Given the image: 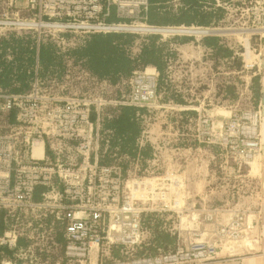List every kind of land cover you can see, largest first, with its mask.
Returning <instances> with one entry per match:
<instances>
[{
  "label": "built area",
  "instance_id": "obj_1",
  "mask_svg": "<svg viewBox=\"0 0 264 264\" xmlns=\"http://www.w3.org/2000/svg\"><path fill=\"white\" fill-rule=\"evenodd\" d=\"M148 1L0 0V36L32 31L38 42L41 36L58 38L62 34L156 35L162 40L240 35L244 36V68L259 78L264 54V0H241L237 12L242 22L237 29L150 25ZM157 79L153 69L134 71L129 94L118 105L160 108ZM106 104L97 97L50 96L37 90L18 95L0 93V124L8 128L0 134V210L53 214L63 225V255L73 264H89L103 243L133 251L141 242L142 219L162 213L179 216L184 211L178 197L182 173L172 167L160 175L123 178L118 167L99 164V113ZM193 110L197 113L192 133L196 143L220 147L230 175L241 166L250 169L261 151L259 105L233 110L219 120L206 115L203 102ZM11 117L13 124L8 122ZM38 189H43L41 201L35 202ZM204 220L216 221L217 216L211 211L204 214ZM249 229L244 216L235 213L215 236L219 243L239 242L246 239L245 230ZM19 234L6 230L0 246L14 248ZM220 246L197 242L154 257L111 264H210L221 260L217 256Z\"/></svg>",
  "mask_w": 264,
  "mask_h": 264
},
{
  "label": "trees",
  "instance_id": "obj_2",
  "mask_svg": "<svg viewBox=\"0 0 264 264\" xmlns=\"http://www.w3.org/2000/svg\"><path fill=\"white\" fill-rule=\"evenodd\" d=\"M241 6V0H149L146 16L147 23L154 26L219 28L230 25ZM187 47L199 50L195 63L200 64L197 67L201 74L191 80L184 74L188 62L183 63L181 57V49ZM236 50L234 43L221 36L197 40L175 36L162 40L156 35L62 34L58 38L44 35L37 42L32 31L8 32L0 36V93L18 95L37 90L50 96H96L121 101L128 96L132 73L153 69L158 73V103L194 105L210 88V102L222 106L241 102L242 81L226 75L241 69ZM245 92L242 99L246 109L256 108L260 97L258 77L250 80ZM161 113L165 122L158 118ZM196 115L189 109L155 111L125 105L104 106L99 116V164L118 167L123 178L158 172L156 144L145 136L148 127L157 120L163 122V130L171 125L175 137L167 148L196 150L199 145L191 137ZM8 122L13 124L14 119L11 117ZM7 132L8 128L0 124V134ZM203 149L212 153L209 171L218 174L224 161L222 149ZM42 190L36 191L35 202L41 201ZM142 227V244L126 251L125 256L154 257L175 249L176 235L170 231L169 222L149 218ZM10 229L20 234L14 248L0 246V264H73L63 255V225L53 214L0 210V237ZM22 256L25 258L21 259Z\"/></svg>",
  "mask_w": 264,
  "mask_h": 264
},
{
  "label": "rangeland",
  "instance_id": "obj_3",
  "mask_svg": "<svg viewBox=\"0 0 264 264\" xmlns=\"http://www.w3.org/2000/svg\"><path fill=\"white\" fill-rule=\"evenodd\" d=\"M238 21H239V16H235L234 19L231 21L230 25L222 26V27H219V28H221V29H237V28H240L241 27L240 24H241L242 21H239V22ZM221 37L226 39V41L229 42V43H231V42L234 43L235 47L237 48L236 51H237V54L239 56L241 69L238 72H233L232 71V72H230L229 74H226V75H230L231 77L240 79L242 81L241 85H243V86H242V90H240L241 102L238 100L237 102H233V103H230V104H225V105H222V106H216V105H214V104H212L210 102L211 101L210 100L211 89L209 88V89H207L205 91L203 97L200 98L197 101L196 104L182 107V108H187L189 110H193L194 107H197L199 103L203 102L204 105H205L206 115L212 117L213 119H214V116H212L213 114H211V111L214 110V109H218L220 111H223V112L220 113V115H222L220 117H227L228 114L231 111H233V110H238V109L239 110H245L247 107L245 106V102H243V99H242V98L245 99V97H246L245 96L246 95L245 87H247L248 83L250 82V80L252 78L257 77V76L252 75V74H254L253 70L244 68V63L242 61V56H241L243 54V48H242L241 44H243L242 39H243L244 36L225 34V35H223ZM253 39L254 38H251V40H250L251 48H253V42H254ZM250 50L252 52V57H253L255 55V53H253V51H252L253 49H250ZM196 55H199L198 51L196 49L187 48L185 56L184 55H183V57L181 56L182 57V62L186 63V62L189 61V60L185 59V57L191 58V57H194ZM198 64L199 63H194V62H190L189 63L188 62V64H187L188 66H187V68H185L184 74L186 72V74H188L190 76V77H188L189 80L194 78L196 75H200L201 74L200 72H198V67H197ZM238 77H240V78H238ZM129 90H130V88H129ZM92 97L96 98V96H92ZM97 98H101L104 101H106L107 104L105 106H107V105H111V106L114 105L115 106V105H118L119 102L125 101V100H121V101L106 100V99H104L102 97H97ZM158 105H159L160 108H165V109L172 110L169 105H162L160 103H158ZM160 108H150V109H153V110L156 111L157 109H160ZM101 109H100V111H101ZM99 116H100V113H99ZM158 118H160V120L163 119V114L162 113L159 114ZM160 120H157V122H155L152 125H150L148 127V129L146 131V135H145L147 137V139H149L151 142L156 144V147H157V150H158V156H157V162H156V163H158V166H157L158 167V172H155L154 173L155 175L162 174L166 167H176V172L178 171V173L181 174L182 172H180V171L183 170L182 166H184V162H181L182 161L181 160L182 157H180L182 155H189L190 157H193V158H196V156H197V159L200 157V161L196 162V164H197L196 168L199 167V164H200V166L203 165L202 161H205L204 159H205L206 155H208V156L211 155L212 156V153L209 152L208 149H205V151L203 149V146L209 147V146H212V145H203V144H201V145L198 146V148H196V150H194V149H192V150H178V153H180V155L176 156L177 157L176 164L173 163V161L170 160L172 157H169L170 151H172V150L167 148V145L169 143L168 139L169 138L170 139H174L175 133L172 131L171 125L168 126L167 130H163V132H162L161 131V127H162L161 124H163V122H161ZM162 121L165 122L166 119H163ZM191 137H192V139H194L193 138V134H191ZM176 152L177 151L174 152L175 155L177 154ZM223 154H224V161H223L222 165H220L219 173L214 175L213 172H210L211 177L213 179L212 183L216 184L215 187H212L213 188L212 191L220 192L223 189L222 187H224L226 189L225 190V193H226L225 195L229 199L228 202L231 203V201H233V202L236 201V200L238 201V199L242 198V196L244 195L243 189L240 187L239 184H240V181L244 179V176H243L244 173H245L244 171H246L247 168L244 167V166H241V167H239L237 172H234L232 175H230L229 171L227 170V165H226V162H225L226 158H225V152L224 151H223ZM185 164H187V163H185ZM208 169H209V165H208ZM235 171H236V169H235ZM147 175H149V174H147ZM180 176H178V177H180ZM185 181L186 180L183 177H181V180H180V183H181V186H180L181 194H179L178 197H179V201H180L179 202V206L182 207V205H184V211H183L182 215L177 216V215H174V214L172 215V214L162 213V215L158 214V216L151 217V219H156V220H162L164 222H169L170 231H172L176 235V246L187 247V246H189L191 244H194V243H197V242L206 241V242L214 243L216 245L221 244V246H225V247L231 249V247L239 245L238 243H244L245 240H246L245 238L243 240L239 241V242H234V241L233 242H225V241H222L220 243H219V239L217 238V236H215L216 240H211V241L202 240V238H201L202 229H200L197 226V224L195 226L184 224V220L185 219H188L187 221H190V222L193 221L195 223H200L202 219L204 220V214H206L208 212H211V211H214L216 216H217V220L216 221L210 222L212 224H216V229H215L214 234H216V232H218V230L227 223V221H226L225 223L220 224V225L217 226V223H220V222H218L219 219H220L219 217H220V215H222V213L225 210H222V209H219V208H216V207H212V208H202L201 207L200 208L197 199H195V198H197V195H196V197L191 196L192 194L190 195L188 193V191L185 190V186H186V183H187V181L186 182ZM182 188H183V191H182ZM182 196L185 197V198H182ZM226 196H224V197L226 198ZM232 210L228 212L230 214L228 219H230L235 213L243 215L244 219H245V217H246V212L245 211L240 210V209H232ZM147 219H149V218L146 217V218L142 219V222H141V234H142L141 242H140V244L138 246L134 247V250L137 249L142 244V242L144 240L145 231H144V229L142 227V224ZM205 223H207V222H205ZM245 236H246V230H245ZM126 251L129 252L131 250H128L125 247L120 246V245H107V244L103 243V244H101L99 246L98 253L97 254H93V256H95V257L94 258L93 257L90 258V263L89 264H111L113 262H127L129 260H132L133 258H130L131 257L130 255L125 256V252ZM116 252L118 253V256L116 255ZM120 252H122L123 254L121 255ZM22 257L23 258H21V259L25 258V256H22ZM100 259H101V262L99 261ZM135 259H139V258H135ZM8 262L9 261H3L1 264L8 263ZM55 264H59V263H55ZM86 264H88V263H86Z\"/></svg>",
  "mask_w": 264,
  "mask_h": 264
},
{
  "label": "crops",
  "instance_id": "obj_4",
  "mask_svg": "<svg viewBox=\"0 0 264 264\" xmlns=\"http://www.w3.org/2000/svg\"><path fill=\"white\" fill-rule=\"evenodd\" d=\"M187 48L181 49V54L184 56ZM197 51L199 54V50ZM185 59L189 60V63H195L198 61L199 55L191 58L185 57ZM261 66L262 69L258 78L260 86L258 105L261 112V151L252 167L244 171V179L241 180L239 184L244 193L242 198L238 199V201H231V203H229V199L225 195L226 189L224 187H222L223 189L220 192L212 191V187H215L216 184L212 183L213 179L208 169V163L212 159L211 155H206L205 161H202L203 165L200 166L199 164L198 168H196V162L200 161V157L197 159V156L196 158L190 157L189 155L180 156L182 157L181 162H184V166H182L183 170L180 172H182V177L187 181L185 190H187L190 195L192 194L191 196L196 197L197 195L195 199H197L199 207H216L225 210L222 215H220L218 221L220 223H217V226L229 220L228 217L230 214L228 212L232 209H240L246 212L245 223L250 229L246 231L245 242L238 243L239 245L233 246L231 249L221 246L217 254L221 260L210 264H264V54L262 55ZM170 107H174L173 110L179 108V106ZM221 112L223 111L214 109L211 111V114H213L212 116H214V118L219 120L220 116H222L220 115ZM161 131L163 132L162 128ZM169 141H171L170 138L168 139V142ZM171 150L169 157L172 158L170 160L176 164V156L180 155V153H178L177 149ZM175 151H177L176 155L174 153ZM172 168L176 171V167ZM224 196H226V198ZM187 220L188 219L184 220V224L193 226L197 224V226L202 229V240H216L214 234L216 224L210 222L205 223L206 221L203 219L200 223ZM94 257L95 256H93V258Z\"/></svg>",
  "mask_w": 264,
  "mask_h": 264
}]
</instances>
